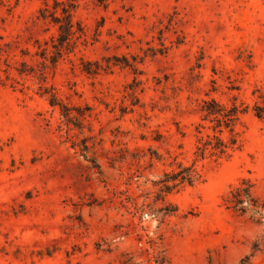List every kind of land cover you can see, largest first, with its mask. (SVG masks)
<instances>
[{
  "label": "rangeland",
  "instance_id": "374dc122",
  "mask_svg": "<svg viewBox=\"0 0 264 264\" xmlns=\"http://www.w3.org/2000/svg\"><path fill=\"white\" fill-rule=\"evenodd\" d=\"M43 6L0 5V264H157L147 250L164 264H264V222L224 201L247 178L264 202L251 111L241 149L167 196L177 212L132 213V200L162 206L172 157L193 163L203 100L252 106L264 89V0H80L84 35L55 67Z\"/></svg>",
  "mask_w": 264,
  "mask_h": 264
},
{
  "label": "trees",
  "instance_id": "16d2710c",
  "mask_svg": "<svg viewBox=\"0 0 264 264\" xmlns=\"http://www.w3.org/2000/svg\"><path fill=\"white\" fill-rule=\"evenodd\" d=\"M4 0H0V5ZM80 0H53L50 5L44 0V6L40 9V16L48 20L56 27V34L51 37V43L42 48V55L46 60L55 65L65 53L75 48L76 39L84 35L82 25L76 20L75 13ZM101 3L105 0H99ZM46 93H50L46 90ZM257 98L252 106L245 102L223 103L216 98H207L201 104V116L195 125L196 145L194 160L191 165H186L178 160V156L172 157L169 164L171 170H165L162 178L158 181L160 185L156 201H161L162 206L152 208L150 204L138 205L132 200L133 215L140 217L153 216L164 222L166 216L178 211V207L167 201V196L173 191H179L187 185H193L202 179L198 169V163L212 161L221 163L233 157L234 153L242 147V135L247 126L243 116L252 112L257 118L264 119V89H258ZM51 102L58 104L56 95L51 93ZM69 116V114H67ZM171 157V156H170ZM226 207L240 214H250L257 222H264V202L257 197L253 191V184L250 179L243 178L240 183L233 187L224 198ZM258 247H254V252ZM150 261L157 264H164V257L160 258L158 253L153 254L147 250ZM250 257L244 258L240 264H246ZM152 264V263H150Z\"/></svg>",
  "mask_w": 264,
  "mask_h": 264
}]
</instances>
